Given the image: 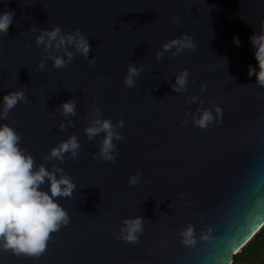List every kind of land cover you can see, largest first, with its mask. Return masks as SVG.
Wrapping results in <instances>:
<instances>
[{
	"label": "water",
	"instance_id": "95a60500",
	"mask_svg": "<svg viewBox=\"0 0 264 264\" xmlns=\"http://www.w3.org/2000/svg\"><path fill=\"white\" fill-rule=\"evenodd\" d=\"M5 9L15 16L0 34V111L11 91H24L28 103L0 124L17 130L37 165L74 133L81 148L76 159L46 165L57 163L77 185L58 200L71 222L39 258L0 251V264H230L264 225V87L248 75L250 65L259 71L249 37L264 31V0H0ZM53 25L80 29L96 63L77 54L66 70L51 60L39 69L36 37ZM183 34L194 51L156 59L163 43ZM130 63L144 65L134 88L124 85ZM184 69L191 75L179 94L172 84ZM70 99L74 127L59 108ZM97 104L103 118L125 121L115 162L92 158L103 134L89 140L84 129ZM216 106L219 125L201 129L186 116L197 108L215 115ZM137 171L140 183L129 186ZM137 216L145 219L140 243L118 240L122 221ZM189 223L195 246L181 243Z\"/></svg>",
	"mask_w": 264,
	"mask_h": 264
},
{
	"label": "clouds",
	"instance_id": "9594fccd",
	"mask_svg": "<svg viewBox=\"0 0 264 264\" xmlns=\"http://www.w3.org/2000/svg\"><path fill=\"white\" fill-rule=\"evenodd\" d=\"M14 16V10L0 11V34H7ZM31 31L35 32L37 29L32 27ZM249 40L255 50L259 71L250 65L248 75L256 76V85L264 87V31L259 34L255 32ZM35 43L37 47L43 46L42 57L38 63L42 71L49 60L53 62L55 69L66 70L77 54L82 55L90 64L96 63L94 57L89 59L92 50L89 38L80 29L65 33L60 25H53L51 30L43 29L36 37ZM234 43L239 46V39L234 38ZM27 47L31 49L32 45L28 44ZM196 47L193 37L183 34L179 38L163 43L162 50L156 53V59L161 60L166 52H171L175 57L185 49L194 51ZM173 49L175 51H172ZM58 52H62L63 55H58ZM143 71L144 65L137 66L130 63L124 78L125 87H136V78ZM190 75V70L184 69L175 76L172 88L176 93L181 94L187 90ZM205 90L206 85H202L200 91ZM196 100L197 97L193 96L190 104L195 103ZM18 103H28L24 91H11L4 95L0 119L7 120L9 113ZM59 108L66 119L77 115L75 99L64 102ZM214 112L215 115L213 110L197 108L196 113L189 111L186 116H191L195 126L206 129L212 123L217 125L222 123V109L216 106ZM90 116L88 126L84 129L88 139L93 140L103 134L99 150L92 158L115 162L119 155L116 142L125 140L124 135L119 131L125 126V121L120 119L114 124L111 119L103 118L102 109L98 104ZM187 123V119L181 121L182 126ZM67 126L75 125L71 119H67ZM65 127L66 124L61 122L60 129L63 130ZM21 141L22 136L14 127L7 123L0 124V251L11 252L16 256L39 258L46 252L52 234L71 222L68 211L58 202L59 198H71L77 188L76 183L69 174L65 173L63 167L52 163L49 169L46 165L53 160L64 162L68 154L72 159H76L80 155L81 144L78 135L74 133L53 146L50 153L43 157V162L37 165L34 157L21 147ZM142 175L140 171L130 175L129 186L140 183ZM46 182L49 185L48 190H43L42 186ZM144 221L142 216L125 218L117 239L133 245L140 243L144 233ZM194 233L195 228L189 223L180 231L181 243L195 246Z\"/></svg>",
	"mask_w": 264,
	"mask_h": 264
},
{
	"label": "trees",
	"instance_id": "16d2710c",
	"mask_svg": "<svg viewBox=\"0 0 264 264\" xmlns=\"http://www.w3.org/2000/svg\"><path fill=\"white\" fill-rule=\"evenodd\" d=\"M230 264H264V225L241 250L233 254Z\"/></svg>",
	"mask_w": 264,
	"mask_h": 264
}]
</instances>
